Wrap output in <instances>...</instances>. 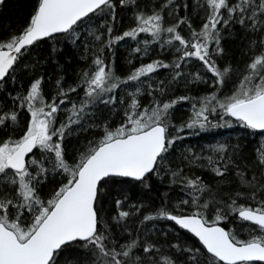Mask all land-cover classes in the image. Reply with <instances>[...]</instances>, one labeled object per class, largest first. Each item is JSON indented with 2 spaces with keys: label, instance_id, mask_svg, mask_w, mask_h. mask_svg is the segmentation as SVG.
Segmentation results:
<instances>
[{
  "label": "snow or ice",
  "instance_id": "6c2138e0",
  "mask_svg": "<svg viewBox=\"0 0 264 264\" xmlns=\"http://www.w3.org/2000/svg\"><path fill=\"white\" fill-rule=\"evenodd\" d=\"M0 264H264V0H31L0 30Z\"/></svg>",
  "mask_w": 264,
  "mask_h": 264
},
{
  "label": "trees",
  "instance_id": "16d2710c",
  "mask_svg": "<svg viewBox=\"0 0 264 264\" xmlns=\"http://www.w3.org/2000/svg\"><path fill=\"white\" fill-rule=\"evenodd\" d=\"M27 7L30 9L31 0H6L5 6L2 9V16L0 17V30H2L6 25L10 24L12 28L18 27V25L22 24L27 17L26 9ZM188 114V107L185 103L184 106H177L175 109V117L177 120L185 117ZM242 131V130H241ZM221 133H227L228 135L235 136V132L233 130H220ZM214 138H221L220 133L217 132H209L202 134L201 137L191 138L192 142H196L197 140L200 143H205L212 141ZM252 140L251 137L248 138ZM255 143V141H253ZM154 188L151 191L145 190L144 192H140L139 189H134V193L140 199H151L159 202L160 194L167 189L166 183H161L157 178H153ZM177 189H173L172 192H177ZM175 199V197H174Z\"/></svg>",
  "mask_w": 264,
  "mask_h": 264
},
{
  "label": "rangeland",
  "instance_id": "374dc122",
  "mask_svg": "<svg viewBox=\"0 0 264 264\" xmlns=\"http://www.w3.org/2000/svg\"><path fill=\"white\" fill-rule=\"evenodd\" d=\"M1 12H2V10H0V17L2 16ZM28 12H29V8L27 7L26 13L28 14Z\"/></svg>",
  "mask_w": 264,
  "mask_h": 264
}]
</instances>
